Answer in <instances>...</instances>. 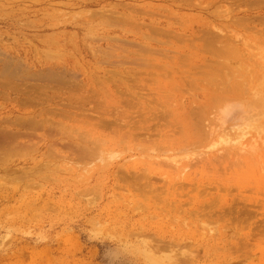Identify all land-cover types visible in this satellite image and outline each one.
Returning <instances> with one entry per match:
<instances>
[{
	"label": "rangeland",
	"instance_id": "obj_1",
	"mask_svg": "<svg viewBox=\"0 0 264 264\" xmlns=\"http://www.w3.org/2000/svg\"><path fill=\"white\" fill-rule=\"evenodd\" d=\"M14 1L0 0V64L22 76L0 85V117L49 115L18 139L36 161L47 128L102 154L0 174V264H264V119L237 142L246 124L219 118L251 100L249 72L264 76V0Z\"/></svg>",
	"mask_w": 264,
	"mask_h": 264
},
{
	"label": "bare ground",
	"instance_id": "obj_2",
	"mask_svg": "<svg viewBox=\"0 0 264 264\" xmlns=\"http://www.w3.org/2000/svg\"><path fill=\"white\" fill-rule=\"evenodd\" d=\"M17 0H15L14 2H16ZM86 1V0H85ZM138 1V0H137ZM143 1V0H142ZM89 2V1H88ZM138 2H140V1H138ZM189 2V1H188ZM37 3H39V1H37ZM87 2H84V3H82V4H78V6L77 5H74V3H68V4H66V6H70L71 8L73 7V8H76V7H78L79 8V10H80V8H88L89 6H88V4H86ZM141 3V2H140ZM190 3H192V1L190 2ZM41 5H42V8H43V6H45V9H50V8H55V7H59L58 6V3H55V4H52V3H47V5L46 4H44V3H40ZM76 4V3H75ZM93 4V3H92ZM102 4V3H101ZM136 4V3H135ZM133 5V4H132ZM139 5V4H138ZM150 5V4H149ZM100 6V5H99ZM145 6V5H144ZM195 6V5H194ZM149 7H151V6H149ZM137 8V7H136ZM135 8V9H136ZM142 8V7H141ZM200 9H202V6L201 7H199ZM198 8V9H199ZM149 9V8H148ZM153 9V8H152ZM225 9H226V6H225ZM196 10V9H195ZM83 11V10H82ZM109 11V10H108ZM86 12V11H85ZM63 16H65V15H63ZM62 16V17H63ZM215 16V15H214ZM61 17V18H62ZM227 17V16H226ZM103 18V17H102ZM47 19V21L48 22H45L47 25H53L54 24V22H57V20H58V18H56V17H47L46 18ZM223 20V19H222ZM215 25V24H214ZM90 27V26H89ZM213 26H211L210 28H212ZM216 28V26H214L213 27V29H215ZM218 28V27H217ZM217 28H216V31H217ZM89 30V29H88ZM211 31V30H210ZM220 30L218 29V31L217 32H219ZM210 33V32H209ZM223 33V32H222ZM5 35H8V33L7 34H5ZM216 35V34H215ZM223 35V34H222ZM210 36V35H209ZM214 36V35H213ZM217 36V35H216ZM215 36V37H216ZM1 37V36H0ZM7 37V36H6ZM35 37V36H34ZM39 37H41V35H37V38H39ZM215 37H213L212 39H214ZM218 37V36H217ZM216 37V38H217ZM221 37V36H220ZM23 38V37H22ZM37 38H34L35 40L37 39ZM210 38V37H209ZM148 39V38H147ZM211 39V38H210ZM210 39H207V40H210ZM224 39V38H223ZM230 39V38H229ZM221 40V42L220 41H218L217 40V42L218 43H222V39H220ZM227 40V39H226ZM92 41V40H91ZM212 42H213V40H212ZM215 43H216V41H214ZM213 42V43H214ZM230 42V41H229ZM44 43H46V42H44ZM44 43H42V44H44ZM214 43V44H215ZM228 43V42H227ZM226 43V44H227ZM41 44V45H42ZM214 44H211V47H213V45ZM225 44V43H224ZM210 45V44H209ZM222 45H223V43H222ZM229 45H231V44H229ZM48 46H49V44H48ZM50 46H51V44H50ZM221 46V45H220ZM225 46V45H224ZM42 47H47V45L45 46V44L44 45H42ZM214 47H216V46H214ZM218 47V46H217ZM223 46H221V48H222ZM231 47V46H230ZM220 48V47H219ZM37 49V48H36ZM223 49V48H222ZM226 49H228V48H226ZM226 49H224V50H226ZM7 50H9V49H7ZM234 50V49H233ZM40 52V51H39ZM231 51H229V53L228 54H230V56L232 57V53L233 52H231ZM52 54V53H51ZM224 55H225V53H223ZM234 54H236V53H234ZM54 55V54H53ZM221 55V54H220ZM237 55V54H236ZM1 56V55H0ZM20 56V55H19ZM47 56H49V55H47ZM46 56V57H47ZM2 57V56H1ZM8 57V56H7ZM45 57V58H46ZM221 57V56H220ZM249 58H250V56H249ZM9 59V58H8ZM17 59V58H16ZM48 60V59H47ZM2 60H0V62H1ZM9 61V60H8ZM17 61V60H16ZM13 64H14V61H10V62H7V58L5 59V61L3 62V64L1 63L0 64V85L2 86V84L3 83H6V81L8 82V83H6V85H10L11 83L9 82L10 80V78H13L14 79V76L16 75V77L18 78V76H20V75H17L16 73H17V71H18V73H20V71H22V65L21 64H19V66H18V64H16V67L15 68H12V66H13ZM12 70L14 71L13 73H12ZM55 72V71H54ZM57 72V71H56ZM55 72V74H54V76L52 75V76H48V78L46 79V81L47 82H52V81H50V80H48L49 78L50 79H52L53 80V78L56 76V73ZM25 73V71H23V74ZM48 73V72H47ZM59 73V72H58ZM253 72H249L248 74H247V82H248V85H247V87H249V92H247L248 94H250V98L249 99H251L248 103H242V104H240V105H237V104H235V103H232V105L231 104H229V105H225V103L226 102H222V99L223 98H220L221 100V102H219V103H216V105L217 106H220L219 104H221L222 103V105L224 104L225 106L221 109L222 111H221V113H220V116H219V118H220V120L221 121H223V124H225L228 120V118H231V117H236V116H238V119H239V121H241L242 123H244V124H246V125H243V126H245V127H243L242 128V126H241V129L239 128V127H237L236 126V128H238V129H236V130H238L237 132H236V134H237V142H239L240 141V139L242 140L247 134H248V130L250 129H252V130H256L259 134H260V129L262 128L261 127V120L262 119H264V76L262 75V74H259V75H256L255 73L254 74H252ZM49 74V73H48ZM48 74H46V75H48ZM51 74H52V72H51ZM25 75V74H24ZM60 73L59 74H57V76H59L60 77ZM260 75H262V77H261V81H259L258 82V78H259V76ZM22 76V75H21ZM28 76V75H27ZM26 76V77H27ZM34 77H35V75H33ZM64 76H66V75H64ZM75 76V75H74ZM250 76V77H249ZM16 77H15V79H16ZM37 77V76H36ZM45 76L43 75V77H41V78H44ZM47 77V76H46ZM51 77H53V78H51ZM59 77H57V79L59 78ZM62 77V76H61ZM72 78L71 79H73L74 77H73V75L71 76ZM21 78H23V77H21ZM20 78V79H21ZM29 78H31V76L29 77ZM40 78V77H39ZM39 78H36L37 80H35V82L36 81H39V80H41V79H39ZM63 78V77H62ZM70 78V77H69ZM12 79V80H13ZM14 79V80H15ZM25 79V78H24ZM39 79V80H38ZM45 79V78H44ZM43 79V80H44ZM60 79V78H59ZM58 79V81H60ZM11 80V81H12ZM17 80H19V79H17ZM31 80V79H30ZM29 80V81H30ZM62 80V79H61ZM68 80V79H67ZM67 80H65L66 82H67ZM70 80V79H69ZM20 81V80H19ZM33 81V80H32ZM54 81H55V79H54ZM73 81V80H72ZM17 82V81H16ZM21 82V81H20ZM24 82V81H23ZM22 82V83H23ZM34 82V81H33ZM44 82H45V80H44ZM46 82V83H47ZM61 82V81H60ZM62 82H64L63 80H62ZM65 82V83H66ZM70 82V81H69ZM18 83V82H17ZM25 83V82H24ZM23 83V84H24ZM28 83V82H27ZM40 83V82H39ZM41 83H43V82H41ZM53 83V82H52ZM59 83V82H58ZM65 83H63V84H65ZM15 84V83H14ZM13 84V85H14ZM23 84L21 85V86H23ZM26 84V83H25ZM37 84V83H36ZM35 84V85H36ZM62 84V85H63ZM73 84V82L71 83L70 82V85H72ZM3 85H5V84H3ZM12 85V86H13ZM18 87L20 86V85H18V84H16ZM32 85V84H31ZM31 85H30V87H31ZM69 85V84H68ZM41 86V85H40ZM39 86V87H40ZM58 86V85H57ZM76 86H78V85H76ZM6 87V86H5ZM14 87V86H13ZM29 87V86H28ZM27 87V88H28ZM38 87V88H39ZM48 87V86H47ZM59 87V86H58ZM71 87V86H70ZM73 87V86H72ZM74 87H75V85H74ZM1 88H3V87H1ZM7 88V87H6ZM11 88V87H10ZM34 88V87H33ZM46 88V87H45ZM69 88V87H68ZM9 89V88H8ZM54 89V88H53ZM73 89V88H72ZM246 89V88H245ZM244 89V90H245ZM1 90V89H0ZM15 90V89H14ZM76 90V89H75ZM74 90V91H75ZM17 91H18V89H17ZM72 91V90H71ZM245 91H247V89L245 90ZM53 92V91H52ZM16 93V92H15ZM246 93V92H245ZM69 94V93H68ZM244 94V93H243ZM243 94L241 95V96H243ZM6 95V94H5ZM44 95H45V93H44ZM73 95V94H72ZM237 95H238V93H237ZM244 95H246V94H244ZM7 96V95H6ZM31 96V95H30ZM46 96V95H45ZM234 96H236V94L234 95ZM233 96V97H234ZM239 96H240V94H239ZM44 97V96H43ZM217 97V96H216ZM219 97V96H218ZM218 97L216 98L217 100H218ZM245 97H247V96H245ZM244 97V98H245ZM38 99H41V100H43L42 98H39V97H37ZM37 98H34V99H37ZM47 98H49V97H47ZM74 98V97H73ZM225 98H228V97H224V99H223V101L225 100ZM242 98V100H243V97H240V99ZM248 98V97H247ZM24 99V98H23ZM62 99V98H61ZM77 99V98H76ZM215 99V100H216ZM229 99V98H228ZM228 99H227V103L230 101V99H229V101H228ZM240 99H238V100H240ZM249 99H247V100H249ZM45 100V99H44ZM48 100V99H47ZM242 100H241V102H242ZM245 100V99H244ZM21 101H23V100H21ZM31 100H29L27 103H29ZM77 101H79V100H77ZM226 101V100H225ZM231 101H235V99L234 100H231ZM236 102V101H235ZM240 102V103H241ZM246 102V101H245ZM24 103V102H23ZM39 103V102H38ZM41 103H43V102H41ZM40 103V104H41ZM76 103V102H75ZM226 103V104H227ZM39 104V105H40ZM26 105V104H25ZM31 105H33V101H32V103H31ZM34 105H35V100H34ZM38 105V104H37ZM39 105L37 106V107H39ZM45 105H48V103L47 104H45ZM221 105V106H222ZM41 106H42V104H41ZM52 108V107H51ZM39 109V108H38ZM46 109V108H45ZM43 110V109H42ZM41 111V109L39 110V111H34V112H32V113H27V115H24V116H22V117H14V118H12L11 116H7V118H4V117H0V119L2 118V119H6V121H5V123H7L8 124V122H15V124H21L20 126H22V127H20V128H16V127H14V126H10L9 124V126H6V127H4V130H3V132H0V174H2V173H5V174H7L10 178H11V176H16V177H18V176H20V179H21V177H23L24 179H26V177H30L31 175H32V177L34 176V177H36V178H38L39 176H42V175H46L47 173H48V171L51 169V167L49 168V167H47V163H48V159L49 158H53L52 156H54V155H58L60 152H61V155H62V153L63 154H68L69 152H71L72 153V155L74 154V160H77L78 162L79 161H81V162H83L84 160H88V159H90V157L91 156H93V157H95V158H97L96 156H97V154L96 153H98V155H101L102 154V152H97V148H96V152H95V148H93L92 146H90V144H89V142H90V140H88V144H86L87 142H86V140H84V138L80 135V133H77V135H78V137L76 138L74 135L72 136L71 134H73V132L74 131H72L71 129V132H68V130L66 131V127L65 126H63L62 125V127H61V129L62 128H64V129H60V126L61 125H59V128H58V126H57V124L58 123H56V125H55V128H53L54 127V125H53V127H49V129H56V127H57V129H58V133H60L59 131L61 130V132H62V136H61V138L59 137V139H54L53 137L51 138V135H49V133H47L49 130H48V128H47V132H45V133H42L40 136H41V140H43V145L40 147L39 146V149L37 150V148H36V153H37V151H39L40 152V155H41V159L40 160H38V161H36L37 159L35 158H33L31 155H33L34 153H35V151L33 150L34 148H32L31 147V144H29V145H23V143L22 142H19V140L18 139H20L21 138V136H22V134L24 135V133L25 134H33L32 133V131L33 130H36L38 127H40L41 125H42V122L44 121L45 123H43V126H44V128H46L47 126V123H48V121L49 120H51L50 118H49V120H48V116H47V114L45 115V114H43V113H41L40 112ZM47 111H48V109H47ZM52 112V111H51ZM2 114H4V113H2ZM24 114V113H23ZM62 114V113H61ZM60 114V115H61ZM65 114V113H64ZM67 114V113H66ZM57 115H59V114H57L56 113V116ZM69 115V114H68ZM0 116H1V114H0ZM78 116V115H77ZM23 117H24V119H23ZM25 118H27V120L28 121H24L25 120ZM60 118V117H59ZM62 118H63V116H62ZM67 118V117H66ZM53 119V118H52ZM88 119V118H87ZM66 120H69V118L68 119H66ZM89 120V119H88ZM233 120V119H232ZM237 120V119H236ZM11 122V123H12ZM49 123H50V121H49ZM221 123V122H220ZM55 124V123H54ZM222 124V125H223ZM233 124V123H232ZM14 125V124H13ZM26 125H28L30 128L29 129H26L24 126H26ZM238 125H240V124H238ZM260 125V126H259ZM43 126H42V129H43ZM50 126V125H49ZM51 126H52V124H51ZM233 126V125H232ZM18 127H19V125H18ZM69 127V126H68ZM25 128V129H24ZM192 128V127H191ZM233 128H235V126L233 127ZM81 129V128H80ZM11 130H13V132L11 131ZM235 130V131H236ZM44 131V130H43ZM51 132V131H50ZM75 132H77L76 130H75ZM74 132V133H75ZM34 133H36V131L34 132ZM21 134V135H20ZM20 135V136H19ZM59 135H61V133L59 134ZM84 135V134H83ZM81 138H80V137ZM74 137V138H73ZM28 139V138H27ZM54 140H56L57 142H58V145L60 144L61 146L60 147H62V149H59V147H54V145L53 144H55V141ZM105 141V140H104ZM42 142V141H41ZM54 142V143H53ZM231 142H235L234 140L233 141H231ZM236 142V143H237ZM92 143V142H91ZM94 143V142H93ZM228 143V142H227ZM238 144V143H237ZM74 145H75V147H74ZM95 146H97V145H95ZM76 148V149H75ZM94 149V150H93ZM95 152V153H94ZM70 153V154H71ZM95 154H96V156H95ZM27 155L30 157H27ZM34 155H36V154H34ZM61 157V156H60ZM100 157V156H99ZM104 157H106L105 155H104ZM66 158V160H67V157H65ZM69 158V157H68ZM59 159V158H58ZM84 159V160H83ZM92 159V158H91ZM51 160V159H50ZM83 160V161H82ZM47 161V163H45ZM89 161V160H88ZM66 162V161H65ZM175 162V161H174ZM52 163V162H51ZM49 164V166L50 165H52V164ZM59 163V162H58ZM57 163V164H58ZM74 163V162H73ZM177 162H175V164H176ZM56 164V165H57ZM66 164H67V162H66ZM54 165V164H53ZM56 165L54 166V168L56 167ZM69 165H70V163H69ZM58 167V166H57ZM53 168V167H52ZM53 168V169H54ZM69 168V167H68ZM60 169V168H59ZM72 169V168H71ZM70 169V170H71ZM186 169L187 168H183L182 169V173H181V175H184V174H186ZM54 170H56V169H54ZM50 172V171H49ZM72 172V171H71ZM89 172V171H88ZM51 174H52V172H51ZM3 175V174H2ZM50 175V174H49ZM48 175V176H49ZM47 176V175H46ZM47 176V177H48ZM1 177H7V176H1ZM8 177V178H9ZM47 177H44V178H47ZM8 178H7V180H8ZM36 178H34V179H36ZM40 178V177H39ZM2 179H4V178H2ZM19 179V180H20ZM23 179V180H24ZM41 179H43V178H41ZM14 180V179H13ZM47 180V179H46ZM180 180H183V181H186L187 180V178L186 177H180ZM1 181V180H0ZM32 181H33V179H32ZM7 181H5V183H6ZM12 182V181H11ZM1 183V182H0ZM2 183L4 184V182L2 181ZM16 183V182H15ZM30 183V182H29ZM11 184H13V183H11ZM39 184V183H38ZM38 184H36V185H38ZM6 185V184H5ZM10 185V184H9ZM9 185H6V186H9ZM15 185V184H14ZM30 185V184H29ZM2 186H4V185H2ZM16 186V185H15ZM42 186V185H41ZM9 187H11V185L9 186ZM7 188V187H6ZM26 188V187H25ZM35 188V187H34ZM38 188V187H37ZM40 188V187H39ZM32 189V188H31ZM7 190V189H6Z\"/></svg>",
	"mask_w": 264,
	"mask_h": 264
}]
</instances>
